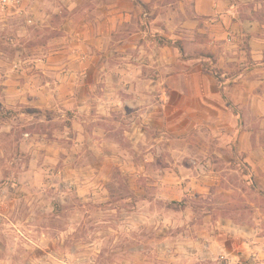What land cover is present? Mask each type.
Wrapping results in <instances>:
<instances>
[{"label": "rangeland", "instance_id": "obj_1", "mask_svg": "<svg viewBox=\"0 0 264 264\" xmlns=\"http://www.w3.org/2000/svg\"><path fill=\"white\" fill-rule=\"evenodd\" d=\"M136 1L144 11L178 8L165 13L171 32L192 15L191 0ZM56 3L0 4V264H264V247H257L264 194L251 166L222 142L220 154L211 150L229 133L226 126L140 119L146 151L131 148L108 126L122 148L102 154L92 121L69 104L71 93H56L54 106H40L33 84L42 78L19 76L17 70L33 44L44 45L62 32L67 12ZM217 3L228 14L223 21H239L240 32L224 24L212 37L191 27L182 38L154 37L185 58L205 57L204 71L218 78L226 71L227 84L239 74L248 82L264 78V56L253 57L264 55V0ZM40 6L51 15L37 24ZM143 13L148 21L151 15ZM246 22L251 28L243 27ZM199 25L206 26L202 19ZM220 54L229 58L224 68L215 66ZM97 67L93 63L79 78L81 100L100 89Z\"/></svg>", "mask_w": 264, "mask_h": 264}, {"label": "crops", "instance_id": "obj_2", "mask_svg": "<svg viewBox=\"0 0 264 264\" xmlns=\"http://www.w3.org/2000/svg\"><path fill=\"white\" fill-rule=\"evenodd\" d=\"M46 1L52 7L57 1V8H65L67 15L62 17V32L49 38L44 45L32 42L30 54L19 58L20 69L17 70L19 76L30 74V78H42L39 84H33V90L42 96L40 106H54L56 93H71L69 104L83 110L84 121H92L97 135L94 139L102 154H109L105 151L108 147L114 153L122 148L114 128L131 148L146 151L140 143L146 132L140 119L150 122L157 118L166 125L174 118L181 125L226 126L229 133L223 138L219 136V143L211 150L219 153L222 142L232 156L242 155L251 166L257 190L264 194V78L248 82L239 74L227 84L226 71H222L219 78L204 71L201 62L205 57L185 58L179 48L160 43L154 37L159 34L169 39L182 38L187 27L212 37V30L224 24L240 32L239 21H223L228 15L223 5L217 0H191V17L179 19L171 32L165 13L179 10L168 5L158 10L150 6L144 11L135 0ZM40 8L41 12L37 9V24L43 15H51L47 8ZM140 13L151 16L143 21ZM200 19L206 26L199 25ZM250 24L243 23V27L251 28ZM50 25L52 27V23ZM251 44L256 42L251 40ZM22 50L27 51V47ZM101 51L104 54H100ZM109 54L111 60L107 57ZM263 56L262 53L253 54L255 59ZM227 58V54H220L215 66L224 68ZM95 62L100 89L96 86L98 91L94 96L81 100L77 96L79 78ZM19 84L22 90L24 84ZM134 116H137L136 121ZM108 126L114 128L111 130ZM236 126L240 127L237 135ZM89 136L92 138L91 133ZM160 148L166 149V142ZM258 221L263 223L264 215L259 216ZM246 226L252 227L248 223ZM257 242L258 249L264 247V231L260 232Z\"/></svg>", "mask_w": 264, "mask_h": 264}, {"label": "built area", "instance_id": "obj_3", "mask_svg": "<svg viewBox=\"0 0 264 264\" xmlns=\"http://www.w3.org/2000/svg\"><path fill=\"white\" fill-rule=\"evenodd\" d=\"M10 1L11 0H0L1 7L2 8L9 7Z\"/></svg>", "mask_w": 264, "mask_h": 264}]
</instances>
